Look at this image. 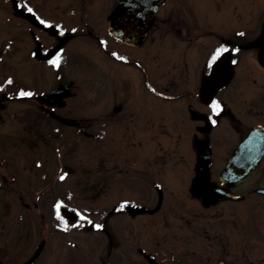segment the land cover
Listing matches in <instances>:
<instances>
[{
	"label": "flooded vegetation",
	"instance_id": "1",
	"mask_svg": "<svg viewBox=\"0 0 264 264\" xmlns=\"http://www.w3.org/2000/svg\"><path fill=\"white\" fill-rule=\"evenodd\" d=\"M226 1L207 15L199 0H0V131L18 140L25 119L33 134L40 119L95 130L96 174L79 181L96 183L100 205L57 199L53 218L64 232L104 235L111 264H264L261 222L250 237V209L233 206L263 201L264 155L246 177L259 172L261 188L220 179L264 129V5L249 16L248 0Z\"/></svg>",
	"mask_w": 264,
	"mask_h": 264
},
{
	"label": "rangeland",
	"instance_id": "2",
	"mask_svg": "<svg viewBox=\"0 0 264 264\" xmlns=\"http://www.w3.org/2000/svg\"><path fill=\"white\" fill-rule=\"evenodd\" d=\"M199 2L206 9L204 14L215 15L223 14V6L228 1L216 0L218 8L211 5V0ZM247 3L249 11L251 9L248 15H254L256 11L253 12L252 7L257 4L256 0H248ZM247 88L241 86L243 92ZM25 121L30 132L22 134L18 140L16 129H8L5 134L0 131V144L4 149H0V165L3 160L7 163L6 167L2 166L3 169L0 167V175H6V181L2 180L4 188L0 190V263L101 264L100 260L105 262L108 255L111 264L114 253L104 235L95 231L64 232L65 227L59 229V221L53 218V204L57 199L71 207L95 209L100 205L101 197L97 194L96 183L79 181V175L96 174L95 130L85 135L70 134L71 130L56 132L46 120L40 119L39 132L33 134L31 123ZM17 141L19 146L15 145ZM124 155L127 156V151ZM118 173L127 174L125 170ZM243 187L254 190L261 188L259 172L246 178ZM38 195L39 198L35 199ZM251 196L245 204L233 206L250 209L246 215L247 232L253 237L261 222L260 233L264 238V198L262 201L257 196ZM110 197V194L105 196L107 203ZM33 203L38 205L35 207ZM68 206L63 205L61 211L67 212ZM40 244L43 245L42 250L30 262ZM134 245L135 248H143L142 244Z\"/></svg>",
	"mask_w": 264,
	"mask_h": 264
},
{
	"label": "water",
	"instance_id": "3",
	"mask_svg": "<svg viewBox=\"0 0 264 264\" xmlns=\"http://www.w3.org/2000/svg\"><path fill=\"white\" fill-rule=\"evenodd\" d=\"M127 1L128 0H122V4H126ZM218 66L219 65H215L213 67L212 75L209 78L210 81L214 79L213 76L216 73ZM209 83L210 82L205 83L206 88H209ZM61 121L67 125H74L73 122H68L65 120ZM263 155L264 129L254 128L232 153L229 161L221 172V182L229 185L241 182L244 178L250 175L257 168ZM220 195L224 194H219V196ZM209 199L210 198H204V200ZM42 248L43 245L41 244L37 250V255L40 253Z\"/></svg>",
	"mask_w": 264,
	"mask_h": 264
},
{
	"label": "snow or ice",
	"instance_id": "4",
	"mask_svg": "<svg viewBox=\"0 0 264 264\" xmlns=\"http://www.w3.org/2000/svg\"><path fill=\"white\" fill-rule=\"evenodd\" d=\"M52 63L58 65L59 64V57H57L56 60L52 61ZM9 83H11V81H9ZM21 95H31V93H21ZM216 107L218 108V105ZM63 178L64 177H61V179H63Z\"/></svg>",
	"mask_w": 264,
	"mask_h": 264
}]
</instances>
